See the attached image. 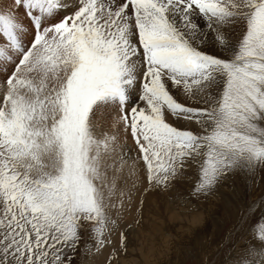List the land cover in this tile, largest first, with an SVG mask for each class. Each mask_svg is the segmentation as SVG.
<instances>
[{
    "label": "snow or ice",
    "instance_id": "obj_1",
    "mask_svg": "<svg viewBox=\"0 0 264 264\" xmlns=\"http://www.w3.org/2000/svg\"><path fill=\"white\" fill-rule=\"evenodd\" d=\"M227 184L197 264H264V0H0V264H131Z\"/></svg>",
    "mask_w": 264,
    "mask_h": 264
},
{
    "label": "rangeland",
    "instance_id": "obj_2",
    "mask_svg": "<svg viewBox=\"0 0 264 264\" xmlns=\"http://www.w3.org/2000/svg\"><path fill=\"white\" fill-rule=\"evenodd\" d=\"M189 186L188 182L181 186L184 195L187 194ZM261 187L264 185H254L248 199L254 198ZM226 190L225 197L229 199L233 196L231 184L221 185L214 195L205 200L189 198L185 202L178 198L170 199L175 197L174 190L169 193L148 195L143 209L147 213L143 212V223L136 229V248L132 253L135 259L131 264H197L200 243L218 240L227 230L228 225L223 211L226 205L221 203L224 197L220 195ZM237 190L244 191L241 186H237Z\"/></svg>",
    "mask_w": 264,
    "mask_h": 264
},
{
    "label": "bare ground",
    "instance_id": "obj_3",
    "mask_svg": "<svg viewBox=\"0 0 264 264\" xmlns=\"http://www.w3.org/2000/svg\"><path fill=\"white\" fill-rule=\"evenodd\" d=\"M232 191V190H231ZM230 192V191H229ZM227 193V190L226 191H224V193L222 192V194H220L221 196L223 195V200L221 201V203L223 204V205H226V202L228 201V199L225 197V194ZM222 198V197H221ZM146 200V199H145ZM219 200V199H218ZM216 203V202H215ZM219 203H220V200H219ZM217 205V204H216ZM220 205V204H219ZM145 206V205H144ZM213 206H214V204H213ZM218 206V205H217ZM143 209H145V208H143ZM213 210V209H212ZM143 212L146 214L147 212H145V210H143ZM184 216V215H183ZM146 218V217H145ZM176 220V219H175ZM178 220V219H177ZM147 222V221H146ZM195 222V221H194ZM143 223V222H142ZM147 224V223H146ZM144 225V224H143ZM193 225V224H192ZM146 225H144V227H145ZM195 226V225H194ZM148 227V226H147ZM153 227V226H152ZM155 227V226H154ZM146 228V227H145ZM151 228V227H150ZM195 228V227H194ZM147 229V228H146ZM194 230V229H193ZM202 231V230H201ZM153 232V231H152ZM154 251V250H153ZM149 252H151V251H149ZM149 252H147V253H149ZM152 256V255H151ZM162 256V255H161ZM147 257H149V256H147ZM163 257V256H162ZM157 258H159V257H156V259ZM149 259V258H148ZM147 260V259H146ZM138 262V261H137ZM150 264V263H149Z\"/></svg>",
    "mask_w": 264,
    "mask_h": 264
}]
</instances>
